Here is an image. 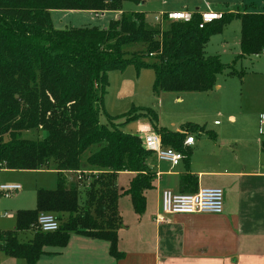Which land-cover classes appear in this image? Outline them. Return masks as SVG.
Wrapping results in <instances>:
<instances>
[{"label": "trees", "instance_id": "trees-1", "mask_svg": "<svg viewBox=\"0 0 264 264\" xmlns=\"http://www.w3.org/2000/svg\"><path fill=\"white\" fill-rule=\"evenodd\" d=\"M125 1L139 2L0 0V170L52 168L57 175L55 190L38 189L36 208L17 211L14 229L0 230V252L8 257L36 264L46 248H65L72 234L106 241L112 257L122 256L118 200L129 195L134 212L144 214L145 193L156 179L155 153L121 127L139 115L147 117L165 147L183 154L186 172L179 176V193L198 191L185 140L204 129L193 124L181 132L159 127L158 114L150 108L130 112L123 124L110 118L102 123L110 71L152 69L155 95L211 92L218 75L228 69L230 75L238 74L219 57L205 54L210 37L235 20L240 24L238 58L264 51V14L257 13L219 14L203 28L198 12L188 20L166 16L156 28L139 12H122L103 29L58 30L52 21L54 10L121 12ZM79 172L81 180L69 181L70 174ZM121 173L133 175L125 191L117 184ZM41 213L53 214L59 230L40 231ZM29 232L27 242L19 238Z\"/></svg>", "mask_w": 264, "mask_h": 264}, {"label": "crops", "instance_id": "crops-1", "mask_svg": "<svg viewBox=\"0 0 264 264\" xmlns=\"http://www.w3.org/2000/svg\"><path fill=\"white\" fill-rule=\"evenodd\" d=\"M213 3L220 6V10L229 9L225 12H209L215 16L238 12L264 14V0H193V4L202 8H211ZM201 7H196L193 11L187 12L184 14L186 17L175 14L176 12L166 13H170L174 17H183L182 20H188L195 12L204 17L206 12L201 11ZM66 12L76 14L87 11ZM176 95V101L182 102V94ZM229 118L230 121H235L233 116ZM143 120L154 130L147 119ZM187 124L196 125V129L200 127L204 129L187 136V138L194 137L193 145L187 146L191 151L190 173L197 177L198 190L201 188H221L224 190L223 212L218 215H173L163 223L155 222L154 217L160 210L161 192L171 190L179 193V176L186 172L184 162L181 163L184 169L177 170L176 167L171 168L168 165L169 168L156 159L152 165L156 172V179L153 188L145 193L146 211L144 214L137 215L131 208L132 202L130 203L131 206L128 201L125 202L129 205L128 218L134 222L131 227L125 225L126 219L121 213V196H130L123 193L118 200L123 227L118 231V236L122 241L120 244L122 256L116 258V263L264 264V137L251 141L247 140L248 138L243 134L240 137L237 136L238 134L230 137L219 130V133L208 130L205 125L194 122ZM259 124L264 125L260 118ZM186 125L174 132H181ZM214 125L220 126L217 122H214ZM160 143L164 146L161 139ZM121 174V176H129L130 179L133 177L130 173ZM120 189L122 188L120 187ZM122 190L125 191V189ZM151 212L154 214L151 215ZM7 215V213L0 214V218ZM0 230H2L1 227ZM125 235H129L130 247H126L123 243L124 240L128 239ZM79 237L85 239V243L92 247V259H95L97 252H103V246L99 245L104 241ZM108 245L105 246L106 251ZM67 248L68 245L63 249L46 248L47 253L41 256L36 264H58L57 257H64V251ZM0 255V263L2 259L4 264H27L25 260L11 258L1 252ZM90 261L86 264H90Z\"/></svg>", "mask_w": 264, "mask_h": 264}, {"label": "rangeland", "instance_id": "rangeland-1", "mask_svg": "<svg viewBox=\"0 0 264 264\" xmlns=\"http://www.w3.org/2000/svg\"><path fill=\"white\" fill-rule=\"evenodd\" d=\"M196 7L201 6L193 4V0L125 1L121 13H143L146 24L156 28L163 24L162 20L166 16L170 20H176V17L166 12H176L175 14L186 17L184 14L193 11ZM220 9V6L214 3L211 8L201 7V11L206 12V15H209V12L229 11V9ZM121 13L81 12L71 14L63 10H54L51 15L54 27L58 30L66 27L92 26L103 29L107 28L112 20L118 19ZM163 13L166 14L162 15ZM240 52V24L235 20L226 25L222 32L210 37L205 54L219 57L223 64L232 66L238 74L230 75L228 69L217 76L214 90L208 93L182 94V102L176 101L177 95L174 93L164 92L160 95L153 93L155 74L152 69L137 70L135 67L129 66L124 71L112 70L108 74L109 87L100 120L102 123H108V118H110L112 122L119 125L126 121V115L130 112L150 108L159 115L158 125L171 131H178L188 122H194L205 125L208 130L217 133L219 130L230 137L237 134L240 137L243 134L246 135L247 140L262 139L264 125L259 124V118L261 114L264 115V54L239 59ZM217 87L218 89H216ZM139 116L137 120L129 121L121 126L122 130L136 135L147 132L150 125L143 120L147 117ZM230 116H233L235 121H230ZM214 122L220 126H215ZM26 136L32 137L31 134ZM42 136L43 134L39 137L42 138ZM155 158L157 159V157ZM160 163L169 167L167 163ZM176 169L183 170L184 167L181 164ZM121 175L118 176L117 183L122 189L127 190L131 179L127 175ZM78 178L77 173L69 175V181L77 182ZM0 185H19L21 188L19 193H14L9 197H0V214H8L6 217L0 218V227L2 230H13L17 211L35 209L37 190H55L57 175L52 168L45 171L2 169L0 170ZM129 198L126 195L121 196V213L126 219L127 227L134 224L133 220L128 218V208L131 203ZM126 201L129 205L125 203ZM131 208L133 207L131 206ZM125 236L128 239L123 243L126 247H130L129 235ZM31 238L32 233L30 232L20 236V239L25 242ZM85 242V239L72 234L68 248L64 251V257H57L58 264H86L90 260H92L89 262L90 264H117L116 258L109 253L107 242L100 243L99 246H103V252H97L95 259H92V247ZM121 243V238L118 236L119 252H122ZM106 245H108L107 251L105 250ZM0 264H4L2 259Z\"/></svg>", "mask_w": 264, "mask_h": 264}, {"label": "built area", "instance_id": "built-area-1", "mask_svg": "<svg viewBox=\"0 0 264 264\" xmlns=\"http://www.w3.org/2000/svg\"><path fill=\"white\" fill-rule=\"evenodd\" d=\"M213 15L209 14L203 17L200 28L206 23H211ZM183 17L176 16V20H182ZM264 53V52H263ZM263 124L264 115L260 117ZM143 146L155 153L159 162L167 163L171 168L179 166L183 161V154L174 148L164 147L160 143L159 135L149 126L147 132L139 133ZM194 137H188L185 145H193ZM79 174V180L82 179ZM21 190L19 185H0V197H9ZM225 204V192L221 188H201L196 193H176L171 190H163L160 194V210L154 217L155 222L163 223L173 215H195V214H221ZM40 231L49 233L59 230L60 223L53 214L41 213L37 222Z\"/></svg>", "mask_w": 264, "mask_h": 264}]
</instances>
